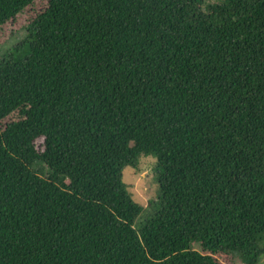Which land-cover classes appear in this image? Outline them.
<instances>
[{"label": "trees", "instance_id": "1", "mask_svg": "<svg viewBox=\"0 0 264 264\" xmlns=\"http://www.w3.org/2000/svg\"><path fill=\"white\" fill-rule=\"evenodd\" d=\"M0 264H258L264 0H0ZM152 156L143 220L122 179Z\"/></svg>", "mask_w": 264, "mask_h": 264}, {"label": "rangeland", "instance_id": "2", "mask_svg": "<svg viewBox=\"0 0 264 264\" xmlns=\"http://www.w3.org/2000/svg\"><path fill=\"white\" fill-rule=\"evenodd\" d=\"M217 2L220 0H211ZM24 21L18 19L7 23L0 36V60L6 57L10 47L22 36V27ZM156 160L152 156H141L136 168L126 166L122 171V179L128 186L129 191L136 203L144 208L143 214L136 222L143 220L147 211H150L149 203L155 199L157 193V184L153 174ZM258 264H264V256Z\"/></svg>", "mask_w": 264, "mask_h": 264}]
</instances>
